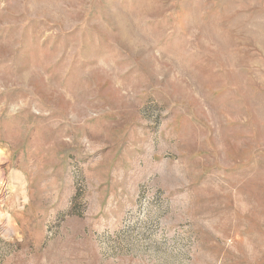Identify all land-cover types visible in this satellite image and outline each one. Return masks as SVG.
<instances>
[{"label": "rangeland", "instance_id": "374dc122", "mask_svg": "<svg viewBox=\"0 0 264 264\" xmlns=\"http://www.w3.org/2000/svg\"><path fill=\"white\" fill-rule=\"evenodd\" d=\"M0 264H264V0H0Z\"/></svg>", "mask_w": 264, "mask_h": 264}, {"label": "bare ground", "instance_id": "6f19581e", "mask_svg": "<svg viewBox=\"0 0 264 264\" xmlns=\"http://www.w3.org/2000/svg\"><path fill=\"white\" fill-rule=\"evenodd\" d=\"M0 181H2V180H0Z\"/></svg>", "mask_w": 264, "mask_h": 264}]
</instances>
